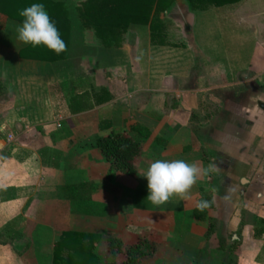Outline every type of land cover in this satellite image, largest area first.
Returning <instances> with one entry per match:
<instances>
[{"label":"crops","instance_id":"0c3cea01","mask_svg":"<svg viewBox=\"0 0 264 264\" xmlns=\"http://www.w3.org/2000/svg\"><path fill=\"white\" fill-rule=\"evenodd\" d=\"M87 1L52 0L69 22L55 62L22 59L19 23L0 15V264H53L64 232L103 237L98 264L106 235L145 234L156 247L145 264H264V10L252 8L264 0H173L119 36L81 19ZM247 44L245 61L234 49ZM131 128L134 177L96 146ZM154 158L215 169L155 206L141 178Z\"/></svg>","mask_w":264,"mask_h":264},{"label":"trees","instance_id":"16d2710c","mask_svg":"<svg viewBox=\"0 0 264 264\" xmlns=\"http://www.w3.org/2000/svg\"><path fill=\"white\" fill-rule=\"evenodd\" d=\"M173 0H88L81 12V19L93 26L100 33H110L119 36L123 27L129 23L148 22L151 10L155 6L169 5ZM190 5L197 7L214 6L222 7L240 3L242 0H186ZM33 2H42L45 5L51 19L55 22L66 47L69 36V22L64 6L54 3L52 0H0V15L20 23L22 17L20 10ZM126 24V25H125ZM120 28L122 31H120ZM155 28L153 27V35ZM65 52V51H64ZM63 53L56 55L44 47L28 46L20 52V57L26 60L55 62ZM101 131H109L111 124L105 122L99 126ZM131 128L127 132H109L96 139V146L102 156L110 163L111 169L121 172L129 177L136 175L134 160L141 152L138 142L132 140L130 135L136 131ZM201 200L210 202L207 198ZM200 200V201H201ZM208 206V207H209ZM207 207V208H208ZM206 208V209H207ZM206 209L194 210L195 220H202ZM214 223L211 222L212 229ZM103 237L99 235L64 232L57 243L53 264H98L97 256L93 250L100 244ZM102 248L109 257L105 264H145L155 255L156 247L148 234L137 236L130 242L106 235ZM222 264H236L231 258Z\"/></svg>","mask_w":264,"mask_h":264},{"label":"clouds","instance_id":"9594fccd","mask_svg":"<svg viewBox=\"0 0 264 264\" xmlns=\"http://www.w3.org/2000/svg\"><path fill=\"white\" fill-rule=\"evenodd\" d=\"M19 16L22 17V21L16 25V39L19 43L34 48L44 47L56 55L66 50L59 29L42 2L26 6L20 10ZM214 169L213 164L202 169L196 163H189L184 159L154 158L146 169L141 170V178L147 181L146 200L160 206L173 196L187 199L201 175ZM208 206V202L204 200L196 203V208L200 211Z\"/></svg>","mask_w":264,"mask_h":264},{"label":"rangeland","instance_id":"374dc122","mask_svg":"<svg viewBox=\"0 0 264 264\" xmlns=\"http://www.w3.org/2000/svg\"><path fill=\"white\" fill-rule=\"evenodd\" d=\"M263 3H264V1H261V3L260 2L254 3L255 5H254V7H252L254 10H256V14H257L256 17L259 20H261L260 17L263 14V12H261V10L262 11L264 10V4ZM234 50H235V52L240 51L241 54L243 53L241 56H243L244 60L247 61V59H248V57H249V55L251 53L252 47L249 44H247L245 46L243 45L242 49L235 48ZM232 52H234V51H232ZM233 54H235V53H233ZM213 242L214 243L216 242L215 238H214V241Z\"/></svg>","mask_w":264,"mask_h":264}]
</instances>
